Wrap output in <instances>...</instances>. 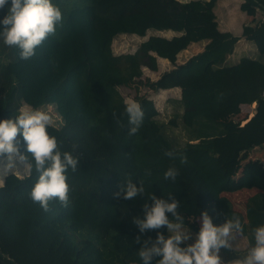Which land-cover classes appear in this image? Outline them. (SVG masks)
I'll list each match as a JSON object with an SVG mask.
<instances>
[{
	"label": "trees",
	"instance_id": "1",
	"mask_svg": "<svg viewBox=\"0 0 264 264\" xmlns=\"http://www.w3.org/2000/svg\"><path fill=\"white\" fill-rule=\"evenodd\" d=\"M52 2L62 12V23L33 58L21 60L18 48L0 40V121L13 119L24 105H54L64 124L49 127V135L78 165L66 173L68 205L53 198L45 212L30 198L40 173L18 135V147L32 167L25 177L7 175L0 186V264H144L140 250L151 248L159 233L171 235L166 226L142 233L134 223L145 218V203L153 206L151 195L179 202L184 227L202 222L205 211L215 226L238 217L249 246L222 248L220 255L224 264L246 256L255 246L254 229L264 226V182L249 162L254 150L264 148V19L243 29V37L256 44L258 58L228 66L239 38L219 30L217 0ZM241 10L250 16L264 12V0H245ZM6 14L7 7L0 19ZM151 31L180 35H152L135 53L114 54L118 36L145 38ZM201 41H208L202 53L152 83L158 91L181 89L173 116L160 121L155 103L138 98L144 120L130 136L119 88L141 76L143 68L157 72L158 58L175 64L181 52ZM253 104L254 116L244 126L223 121ZM184 156L187 164L181 163ZM243 163L262 190L248 200L246 215L223 195L237 189L233 175ZM170 167L179 171L175 181L164 178ZM129 179L138 188L143 182L145 193L133 200L117 198ZM160 259L153 257L150 264Z\"/></svg>",
	"mask_w": 264,
	"mask_h": 264
},
{
	"label": "clouds",
	"instance_id": "2",
	"mask_svg": "<svg viewBox=\"0 0 264 264\" xmlns=\"http://www.w3.org/2000/svg\"><path fill=\"white\" fill-rule=\"evenodd\" d=\"M7 7V14L0 19V40L8 48H18L21 60H29L36 55V49L49 35H55L57 26L62 23L60 8L52 0H0V11ZM125 114L130 126L129 135H136L142 127L144 111L142 106L134 101H125ZM115 116V113L113 114ZM53 125L49 112L21 107L19 114L13 119L0 121V157L6 156L10 161L18 157L26 162L31 169L32 164L21 153L17 137L22 136L26 151L35 162V170L40 173L38 182L34 185L30 198L38 202L45 212L49 211V201L59 198L63 206L69 202L70 186L66 175L69 167L76 171L78 159L70 152L59 151L57 139L50 136L48 128ZM172 156L171 152H165ZM187 157L181 158L182 164H187ZM178 169L170 167L165 173L166 180H176ZM145 193L143 182L138 188L129 179L127 186L115 193L117 198L123 195L124 200H133ZM153 206L144 204L145 218H135L134 223L143 233L149 229H160L166 226L171 233L168 238L159 233L151 248L140 250L139 257L144 264H150L153 257H161L158 264H222L220 250H232L237 235H243L244 227L238 217L227 220L220 226L213 224L208 212L202 213V226L195 243L181 247L191 239L184 230L183 217L178 212L179 202L169 203L164 199L149 197ZM171 213L176 222L169 219ZM255 246L251 247L242 259H235L231 264H264V226L254 229ZM139 243V238H137Z\"/></svg>",
	"mask_w": 264,
	"mask_h": 264
},
{
	"label": "crops",
	"instance_id": "3",
	"mask_svg": "<svg viewBox=\"0 0 264 264\" xmlns=\"http://www.w3.org/2000/svg\"><path fill=\"white\" fill-rule=\"evenodd\" d=\"M188 1H191V0H185L184 2H188ZM204 1H209V0H204ZM244 2L245 0H217L215 10H214L216 17H217L219 30L223 33H230L239 38V41L237 42L233 53L228 56L227 61H226L227 64L231 66L237 65L241 61V59L244 57L257 59L259 56L256 44L254 42L248 41L246 38L243 37V29L245 26L255 27L259 22H261L264 19V12L258 11L256 15L250 16L241 10V6ZM148 33H152L150 36L152 35L162 36L168 39H171L174 36L180 35L178 32H174V31H164V32L151 31ZM120 36H130V35H120ZM150 36H148L147 34V36L144 38L143 41L147 40ZM207 44H208V41H201V42L193 43L187 50L181 52L178 55L177 62L175 64L171 63L167 59L158 58L159 69L157 72H153L149 70L148 68H143V74L141 76L136 77L135 79H133L131 83H129V85H124V86L127 87V86H130L132 83L143 81V80L145 81V79H147L148 77H151L152 75H154V79L152 82L153 83L156 82L163 74L171 72L177 69L179 66L185 65L192 58L202 53L205 47L207 46ZM144 76H146L145 79H144ZM153 90H154V94H152L151 96H145V98L152 100L155 103L156 108H158L157 107L158 103H161V104L168 103V105H170L168 107H175L173 103H179L182 99V91L180 88H173L170 90H159L158 91L153 87ZM140 97L139 95H137L134 98V101L138 102V98ZM255 109H256V104L245 105L242 107V113L240 115L230 116L226 119H223V121L225 122L232 121L235 123H239L241 126H244L245 121H248V120L250 121L253 118ZM255 151L264 152V148L256 149L254 150V152ZM23 164L27 170V173L22 176V177H25L29 174V168L26 166L25 163ZM3 184H4V181L3 183H0V186H2ZM256 190L257 192L259 191L262 192L261 189H256ZM245 242L249 246L247 239L244 237V243ZM248 246L244 247L243 250L247 249Z\"/></svg>",
	"mask_w": 264,
	"mask_h": 264
},
{
	"label": "rangeland",
	"instance_id": "4",
	"mask_svg": "<svg viewBox=\"0 0 264 264\" xmlns=\"http://www.w3.org/2000/svg\"><path fill=\"white\" fill-rule=\"evenodd\" d=\"M185 1V0H181ZM152 33H148V36H150ZM144 38L136 37V36H118L116 40L113 43V51L115 55H121L123 53H135L139 45L142 43ZM225 65L230 66L225 63ZM146 76H144V79ZM149 78V79H148ZM145 79V81H138L135 83H132L130 86H122L119 88L122 95L127 100H134V98L139 95L140 98H144L145 96H151L154 94L153 90V79L154 75L151 77H148ZM164 106V107H163ZM168 103H158V108L160 111V115L158 119L160 121H168L174 113V107H168ZM23 107H29L27 105H24ZM40 110H44L49 112L53 119V126L57 128H61L64 124L63 119L60 117L59 113L57 112V109L54 105L44 106L41 107ZM251 168L259 173L261 175V180L264 182V152L262 151H256L253 152L250 159H249ZM245 165L246 163H243L242 169H240L238 172L236 171L234 176V182L236 186L235 192L231 193H225L224 196L228 197L233 207L246 215L247 210V204L248 200L253 197L255 194L260 193L257 192V188L255 185L254 180L251 179V175L248 173H245ZM27 173L26 167L21 162V160L16 157L13 160H9L6 156L0 157V183H3L6 176L9 174H16L18 176H23ZM247 181V182H245ZM189 222H192V220H189ZM202 226V222L199 220H195V222H192L189 224V227H184V230L190 234L191 239L188 241H185L186 245H190L195 243L196 238L198 236V233L200 231V228ZM220 226V225H218ZM197 228V230H195ZM233 244L232 250L237 251H244V247H247L248 244L244 243V237L242 235H237L236 239L234 241H231ZM245 244V245H244ZM222 253V249L220 250V254ZM223 263V262H222ZM224 264V263H223Z\"/></svg>",
	"mask_w": 264,
	"mask_h": 264
}]
</instances>
